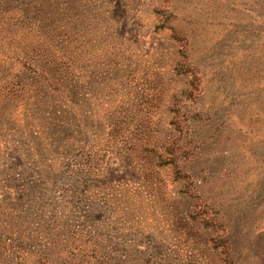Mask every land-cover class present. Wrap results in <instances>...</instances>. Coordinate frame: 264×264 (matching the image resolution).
<instances>
[{
  "label": "rangeland",
  "instance_id": "374dc122",
  "mask_svg": "<svg viewBox=\"0 0 264 264\" xmlns=\"http://www.w3.org/2000/svg\"><path fill=\"white\" fill-rule=\"evenodd\" d=\"M0 211V264H264V0H0Z\"/></svg>",
  "mask_w": 264,
  "mask_h": 264
},
{
  "label": "trees",
  "instance_id": "16d2710c",
  "mask_svg": "<svg viewBox=\"0 0 264 264\" xmlns=\"http://www.w3.org/2000/svg\"><path fill=\"white\" fill-rule=\"evenodd\" d=\"M12 53H14V52H12ZM5 59H8V60H11V59H14V60H16L17 62H18V64H24V65H26V67H29V65H28V59H25L24 57H22V58H18L17 56H14V54H6V56H5ZM29 69V68H28ZM40 73H42V71H40ZM17 85V87L19 88V86L21 85L20 84V82L19 81H17V82H12V83H8V85H6V86H4L5 88H10L12 85ZM55 84V83H54ZM23 88V86L21 85V88L20 89H22ZM10 90V89H9ZM64 131V130H63ZM0 227H2L1 228V234H3V233H5V232H13V233H16L17 235L18 234H20V232L18 231V229L16 228V226L14 225V224H11V223H9V216L8 215H6L5 213H3L2 211H0ZM8 221V222H7ZM16 228V229H15ZM41 232V231H40ZM19 249H22L21 247H19ZM25 255H27V254H32V255H34L32 252H26V250H23L22 251ZM38 255V258L39 259H41L42 258V256H41V254H37ZM20 257V256H19ZM23 258V260H24V257H21V258H19V259H22ZM31 262L33 263V264H36L37 262H38V260H31Z\"/></svg>",
  "mask_w": 264,
  "mask_h": 264
}]
</instances>
